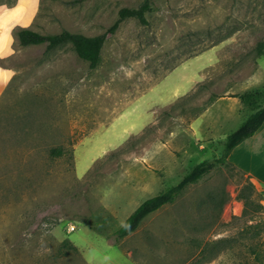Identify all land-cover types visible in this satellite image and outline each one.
Returning <instances> with one entry per match:
<instances>
[{
	"label": "rangeland",
	"instance_id": "374dc122",
	"mask_svg": "<svg viewBox=\"0 0 264 264\" xmlns=\"http://www.w3.org/2000/svg\"><path fill=\"white\" fill-rule=\"evenodd\" d=\"M142 1L0 0V34L15 41L0 59L15 73L0 77V264H264V189L229 166L115 240L142 201L219 158L247 114L200 109L257 65L264 78V0H154L145 23L110 32ZM23 28L105 34L100 64L70 44L21 46ZM54 147L64 154L50 158Z\"/></svg>",
	"mask_w": 264,
	"mask_h": 264
},
{
	"label": "trees",
	"instance_id": "16d2710c",
	"mask_svg": "<svg viewBox=\"0 0 264 264\" xmlns=\"http://www.w3.org/2000/svg\"><path fill=\"white\" fill-rule=\"evenodd\" d=\"M83 1L85 0H75L77 3ZM153 1L154 0H143L137 8L120 9L118 11V19L111 27L110 32H113L119 22L127 18L135 19L140 23H145V15L152 11ZM105 37V34L86 37L81 34L70 33L67 31H62L57 34H40L26 28L17 31V39L21 46L44 45L45 51L48 52L56 47L70 44L77 57L86 62L89 69H95L100 64V53L105 42ZM256 55L264 57V44L258 46ZM232 97L237 98L241 107L247 111V114L242 118L239 125L226 135L222 143L220 157L211 160H202L196 163L191 166L176 183L167 186L157 194L142 201L116 230V241L133 233L145 217L157 211L162 206L172 203L187 186L196 183L214 168L218 166H229L236 169L228 162V155L234 147L252 136L263 123L264 86L243 91L232 95ZM212 102L213 99H210L208 104L200 109V113L205 111ZM165 114L167 115L168 112ZM63 154L64 151L61 147H54L48 151L50 158L61 157ZM247 179L249 180L248 177ZM246 186L250 189L255 188L250 180ZM236 198L243 201L245 212V207L248 204V197L244 196L242 193H238ZM65 247L72 251L76 250L75 247L68 243V241H63L61 243V248Z\"/></svg>",
	"mask_w": 264,
	"mask_h": 264
},
{
	"label": "crops",
	"instance_id": "0c3cea01",
	"mask_svg": "<svg viewBox=\"0 0 264 264\" xmlns=\"http://www.w3.org/2000/svg\"><path fill=\"white\" fill-rule=\"evenodd\" d=\"M235 86H238V88L234 89V91L233 87L229 86L228 90L216 98L198 117H202L208 112L210 113V110L217 104H220V106L222 103L236 107L241 106L237 98L232 97V95L264 86V78L259 71L258 65L256 70L249 74L242 84L236 83ZM227 160L248 177L256 189H264V121L252 136L233 148Z\"/></svg>",
	"mask_w": 264,
	"mask_h": 264
},
{
	"label": "clouds",
	"instance_id": "9594fccd",
	"mask_svg": "<svg viewBox=\"0 0 264 264\" xmlns=\"http://www.w3.org/2000/svg\"><path fill=\"white\" fill-rule=\"evenodd\" d=\"M6 6H0V11H5ZM0 28H3V23H0ZM11 31L12 29H9L6 36L3 34H0V59L5 58V51H4V40H7L8 44V50L6 55L11 56L13 54V50L11 48V44L14 43V38L11 36ZM6 71L9 72V80L11 79L12 76L15 75L14 72L11 70H5V69H0V75H3Z\"/></svg>",
	"mask_w": 264,
	"mask_h": 264
},
{
	"label": "built area",
	"instance_id": "2783aa9c",
	"mask_svg": "<svg viewBox=\"0 0 264 264\" xmlns=\"http://www.w3.org/2000/svg\"><path fill=\"white\" fill-rule=\"evenodd\" d=\"M74 228L73 227H70L69 230H73Z\"/></svg>",
	"mask_w": 264,
	"mask_h": 264
}]
</instances>
